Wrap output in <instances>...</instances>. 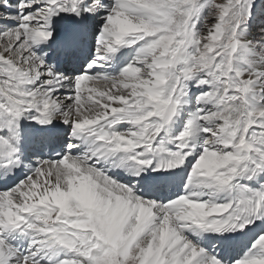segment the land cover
I'll return each instance as SVG.
<instances>
[{
  "label": "snow or ice",
  "instance_id": "1",
  "mask_svg": "<svg viewBox=\"0 0 264 264\" xmlns=\"http://www.w3.org/2000/svg\"><path fill=\"white\" fill-rule=\"evenodd\" d=\"M0 264H264V0H0Z\"/></svg>",
  "mask_w": 264,
  "mask_h": 264
}]
</instances>
